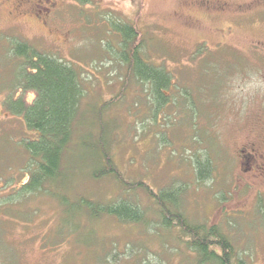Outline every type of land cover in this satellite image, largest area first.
Here are the masks:
<instances>
[{"label":"rangeland","instance_id":"374dc122","mask_svg":"<svg viewBox=\"0 0 264 264\" xmlns=\"http://www.w3.org/2000/svg\"><path fill=\"white\" fill-rule=\"evenodd\" d=\"M87 1L0 0V38H19L84 68L83 132L96 109L120 94L103 112L114 127L111 155L123 177L155 191L182 188L179 208L191 223L221 226L242 258L264 264V178L244 162L264 155V0ZM112 19L134 24L145 56L175 79L172 101L156 121L141 84L122 93L126 68L107 49L121 40ZM5 45L0 41V53ZM9 72L0 65V84ZM5 96L0 90V202L13 192V178L22 179L24 165L11 138L25 129L3 111ZM79 134L65 165L73 168L68 198L109 202L133 195L151 227L86 213L73 218L55 197L31 196L0 206V264H196L178 230L159 227L143 190L125 192L114 178H93ZM207 156L212 178L201 182L195 164Z\"/></svg>","mask_w":264,"mask_h":264},{"label":"trees","instance_id":"16d2710c","mask_svg":"<svg viewBox=\"0 0 264 264\" xmlns=\"http://www.w3.org/2000/svg\"><path fill=\"white\" fill-rule=\"evenodd\" d=\"M76 1L88 3L87 0ZM110 25L121 38L117 49L110 44L107 49L126 68L122 93L124 95V90L131 83L141 84L152 103L156 121L158 113L172 101L170 91L175 86V79L166 69L156 66L145 56V39L134 24L112 19ZM3 39L0 38V41L7 45L0 53V65L9 68L10 72L0 84L1 92L6 93L2 108L6 115L22 124L25 132L11 138L14 149L20 148L22 151V179L13 178L15 182L10 183L13 192L0 202L1 207L15 206L27 197L44 194L55 197L65 215L73 218L86 213L92 219L109 216L123 224L150 226L145 210L132 198L133 195L121 196L109 202L84 197L71 201L68 198V181L73 168L65 169V165L80 130L78 149L83 154L89 149L95 165L93 178L96 181L114 178L125 192L143 190L153 200L160 218L159 227L166 231L178 230L181 241L196 264H253L240 256L224 228L219 225H198L187 219L179 208L182 188L173 186L155 191L143 181H128L119 172L111 155L114 127L111 122L105 121L104 115L117 103L120 94L114 100L115 104L106 103L96 109L94 120H87L89 131L83 132L81 128L86 126V122L81 115V107L87 92L84 68L76 63H67L19 38ZM30 94L35 96L32 102L27 99ZM104 109L107 110L103 112ZM159 140L168 143L165 138ZM203 160L195 164L201 182L210 180L213 172L208 156ZM26 178L27 181L23 182Z\"/></svg>","mask_w":264,"mask_h":264},{"label":"flooded vegetation","instance_id":"af4514ba","mask_svg":"<svg viewBox=\"0 0 264 264\" xmlns=\"http://www.w3.org/2000/svg\"><path fill=\"white\" fill-rule=\"evenodd\" d=\"M37 8H40V6H37ZM45 11H46V9L44 10V12ZM38 12L39 11H37V13ZM242 155H245V151H242ZM256 158H257V161H256ZM244 162L249 163V165L247 167V171H251L254 168V170L256 169L255 171H256L257 175L262 179L264 178V155H260V156L257 155L256 157L253 156L252 154L247 155L244 157ZM259 172L262 173L263 176L260 175Z\"/></svg>","mask_w":264,"mask_h":264}]
</instances>
